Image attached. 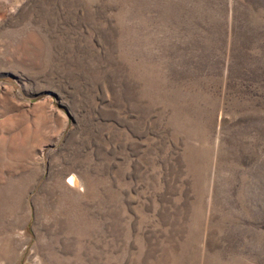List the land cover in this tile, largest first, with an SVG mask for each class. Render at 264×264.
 Segmentation results:
<instances>
[{
  "label": "rangeland",
  "instance_id": "obj_1",
  "mask_svg": "<svg viewBox=\"0 0 264 264\" xmlns=\"http://www.w3.org/2000/svg\"><path fill=\"white\" fill-rule=\"evenodd\" d=\"M0 264H264V0H0Z\"/></svg>",
  "mask_w": 264,
  "mask_h": 264
},
{
  "label": "bare ground",
  "instance_id": "obj_2",
  "mask_svg": "<svg viewBox=\"0 0 264 264\" xmlns=\"http://www.w3.org/2000/svg\"><path fill=\"white\" fill-rule=\"evenodd\" d=\"M69 184H71L75 188H78L80 186V183H79L77 177H75L74 175L71 176L70 181H69Z\"/></svg>",
  "mask_w": 264,
  "mask_h": 264
}]
</instances>
